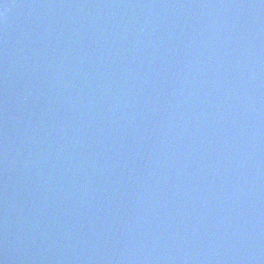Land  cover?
Returning <instances> with one entry per match:
<instances>
[{"label":"water","instance_id":"obj_1","mask_svg":"<svg viewBox=\"0 0 264 264\" xmlns=\"http://www.w3.org/2000/svg\"><path fill=\"white\" fill-rule=\"evenodd\" d=\"M0 264H264V0H0Z\"/></svg>","mask_w":264,"mask_h":264}]
</instances>
